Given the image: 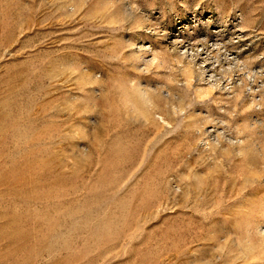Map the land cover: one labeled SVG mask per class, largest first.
Returning <instances> with one entry per match:
<instances>
[{"label":"rangeland","instance_id":"374dc122","mask_svg":"<svg viewBox=\"0 0 264 264\" xmlns=\"http://www.w3.org/2000/svg\"><path fill=\"white\" fill-rule=\"evenodd\" d=\"M0 264H264V0H0Z\"/></svg>","mask_w":264,"mask_h":264}]
</instances>
